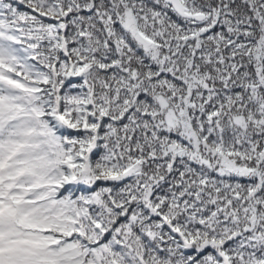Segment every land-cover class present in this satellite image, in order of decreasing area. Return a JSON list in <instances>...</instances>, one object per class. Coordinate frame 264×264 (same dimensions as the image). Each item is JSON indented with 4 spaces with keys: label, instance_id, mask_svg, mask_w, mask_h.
<instances>
[{
    "label": "snow or ice",
    "instance_id": "6c2138e0",
    "mask_svg": "<svg viewBox=\"0 0 264 264\" xmlns=\"http://www.w3.org/2000/svg\"><path fill=\"white\" fill-rule=\"evenodd\" d=\"M0 264H264V0H0Z\"/></svg>",
    "mask_w": 264,
    "mask_h": 264
}]
</instances>
